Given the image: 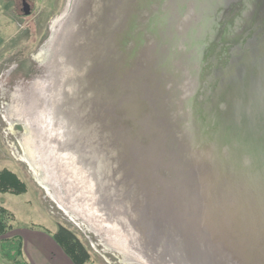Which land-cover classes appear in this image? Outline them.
<instances>
[{"label": "rangeland", "instance_id": "374dc122", "mask_svg": "<svg viewBox=\"0 0 264 264\" xmlns=\"http://www.w3.org/2000/svg\"><path fill=\"white\" fill-rule=\"evenodd\" d=\"M27 2L0 0V245L63 225L88 264H264L223 154L264 153V0Z\"/></svg>", "mask_w": 264, "mask_h": 264}, {"label": "water", "instance_id": "95a60500", "mask_svg": "<svg viewBox=\"0 0 264 264\" xmlns=\"http://www.w3.org/2000/svg\"><path fill=\"white\" fill-rule=\"evenodd\" d=\"M30 4L24 0L23 3V9L25 14L29 15L31 13ZM247 108H250L249 106ZM252 115V114H251ZM258 121L256 119H251V122ZM234 153L230 154V146L224 149L223 154H225V160L223 163H225V171L228 173L235 174L238 181L242 183L244 186V198L245 202L247 203V207L250 211V217H247L245 214L238 218V220L235 222L240 227H244L245 232L248 234H251L252 237H257L262 232V227L264 230V153L259 151H255L251 148V146L244 142H235L234 143ZM213 148V147H212ZM213 154V151L202 153V157L208 158L210 155ZM237 164H241L242 167ZM237 165V166H236ZM181 179V177L179 176ZM230 184L233 186L235 185L236 181L230 177L229 178ZM238 182V183H239ZM194 194V193H193ZM188 201L190 205H195L197 207L198 211L202 208L205 214L202 216L201 214L193 215L188 214L189 210L186 209V204L183 202V204L177 205V213L182 209L184 210V213L177 216L178 227L181 229L185 228L184 235L186 239L191 242V236L192 234H196V228L205 227L207 228L209 225V222H211L213 219L212 215L209 214L208 206H206L205 202L203 201V198L198 197V195H193V201L190 200H184ZM205 204V205H203ZM210 215V216H209ZM184 219H188V222L185 223V226H183ZM210 220V221H209ZM203 241L205 243H209V238L204 237ZM198 241L196 240L193 242V244H196ZM223 242V241H222ZM221 241H218L216 248L212 250L213 246L210 247L212 251H214L212 258H216V256H219L220 253H222L226 247L224 248V245ZM191 244V245H193ZM223 246V247H222ZM219 247V248H218ZM222 249V250H220ZM229 250V249H228ZM235 252V249H230V252Z\"/></svg>", "mask_w": 264, "mask_h": 264}, {"label": "trees", "instance_id": "16d2710c", "mask_svg": "<svg viewBox=\"0 0 264 264\" xmlns=\"http://www.w3.org/2000/svg\"><path fill=\"white\" fill-rule=\"evenodd\" d=\"M0 187L7 188V183L0 180ZM10 220V214L0 207V236L8 232ZM53 236L74 264H88L91 261L92 256L89 249L77 234L66 226L60 225ZM0 246V254L5 260L14 264H28L23 256V243L20 236L3 238Z\"/></svg>", "mask_w": 264, "mask_h": 264}, {"label": "crops", "instance_id": "0c3cea01", "mask_svg": "<svg viewBox=\"0 0 264 264\" xmlns=\"http://www.w3.org/2000/svg\"><path fill=\"white\" fill-rule=\"evenodd\" d=\"M58 230L43 227H27L19 230L23 256L28 264H74L64 252L53 234Z\"/></svg>", "mask_w": 264, "mask_h": 264}, {"label": "flooded vegetation", "instance_id": "af4514ba", "mask_svg": "<svg viewBox=\"0 0 264 264\" xmlns=\"http://www.w3.org/2000/svg\"><path fill=\"white\" fill-rule=\"evenodd\" d=\"M23 1V3H24V0H22ZM27 1V0H26ZM24 10V9H23Z\"/></svg>", "mask_w": 264, "mask_h": 264}]
</instances>
